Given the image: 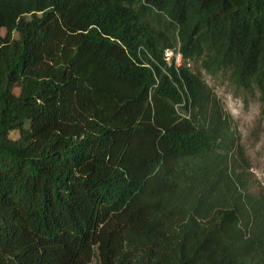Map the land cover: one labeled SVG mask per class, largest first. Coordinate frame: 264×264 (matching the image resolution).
<instances>
[{"label": "trees", "instance_id": "trees-1", "mask_svg": "<svg viewBox=\"0 0 264 264\" xmlns=\"http://www.w3.org/2000/svg\"><path fill=\"white\" fill-rule=\"evenodd\" d=\"M1 30L0 264H264V193L188 66L264 100V0H0Z\"/></svg>", "mask_w": 264, "mask_h": 264}, {"label": "rangeland", "instance_id": "rangeland-1", "mask_svg": "<svg viewBox=\"0 0 264 264\" xmlns=\"http://www.w3.org/2000/svg\"><path fill=\"white\" fill-rule=\"evenodd\" d=\"M4 34L1 30L0 35ZM188 66L201 77L230 115L236 141L244 149L250 165L253 189L264 193V100L257 91L237 89L226 74H207L196 62ZM90 264L97 263L93 260Z\"/></svg>", "mask_w": 264, "mask_h": 264}, {"label": "built area", "instance_id": "built-area-1", "mask_svg": "<svg viewBox=\"0 0 264 264\" xmlns=\"http://www.w3.org/2000/svg\"><path fill=\"white\" fill-rule=\"evenodd\" d=\"M165 60L169 62H173L176 66H180L182 64V58L179 52L173 50H167L164 53Z\"/></svg>", "mask_w": 264, "mask_h": 264}]
</instances>
